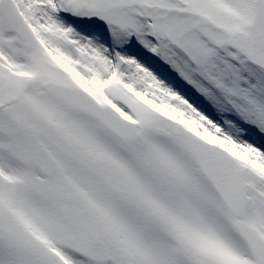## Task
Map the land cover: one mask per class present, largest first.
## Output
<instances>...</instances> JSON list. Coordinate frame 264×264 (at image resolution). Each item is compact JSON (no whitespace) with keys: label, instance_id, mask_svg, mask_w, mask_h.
<instances>
[{"label":"snow or ice","instance_id":"obj_1","mask_svg":"<svg viewBox=\"0 0 264 264\" xmlns=\"http://www.w3.org/2000/svg\"><path fill=\"white\" fill-rule=\"evenodd\" d=\"M0 264H264V0H0Z\"/></svg>","mask_w":264,"mask_h":264}]
</instances>
